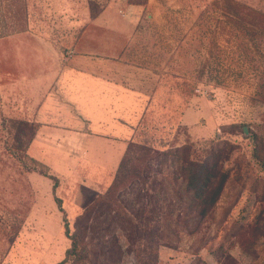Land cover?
Returning a JSON list of instances; mask_svg holds the SVG:
<instances>
[{
	"label": "rangeland",
	"instance_id": "1",
	"mask_svg": "<svg viewBox=\"0 0 264 264\" xmlns=\"http://www.w3.org/2000/svg\"><path fill=\"white\" fill-rule=\"evenodd\" d=\"M133 1L0 0V264H61L78 217L112 184L80 169L79 149L59 169L31 156L34 113L74 59L116 63L125 85L146 92L132 142L236 146L201 232L156 255L140 254L135 228L118 232L120 264H264V171L252 157L254 136L264 137V34L225 13L223 0ZM243 4L264 14V0ZM94 240L84 264H110Z\"/></svg>",
	"mask_w": 264,
	"mask_h": 264
},
{
	"label": "trees",
	"instance_id": "2",
	"mask_svg": "<svg viewBox=\"0 0 264 264\" xmlns=\"http://www.w3.org/2000/svg\"><path fill=\"white\" fill-rule=\"evenodd\" d=\"M133 2L147 4L148 0ZM223 4L225 13L251 23L264 34L263 13L235 0H223ZM37 127L31 123V141ZM254 137L252 157L264 171V137ZM202 148L196 151L187 141L160 151L131 142L107 191L78 217L75 232L70 235L67 231L71 248L61 264H84L88 238L95 239L97 247L107 244L99 249L103 257L110 264H120L118 232L135 228L143 240L140 254L151 255H156L161 246L172 247L200 233L228 186L231 169L226 162L236 146L217 139ZM53 180L56 186L58 179ZM257 185L252 187L253 192ZM129 194L135 198H128ZM57 203L62 210V201L57 199ZM257 218L261 220L262 214Z\"/></svg>",
	"mask_w": 264,
	"mask_h": 264
},
{
	"label": "crops",
	"instance_id": "3",
	"mask_svg": "<svg viewBox=\"0 0 264 264\" xmlns=\"http://www.w3.org/2000/svg\"><path fill=\"white\" fill-rule=\"evenodd\" d=\"M117 66L74 59L63 68L57 92L45 96L31 121L38 126L31 141L34 160L59 169L71 165L72 151L79 149L77 164L83 172L95 173L100 183L110 177L113 182L147 106L146 92L125 85ZM58 143L69 147L68 155L52 149ZM22 264H31V258Z\"/></svg>",
	"mask_w": 264,
	"mask_h": 264
}]
</instances>
